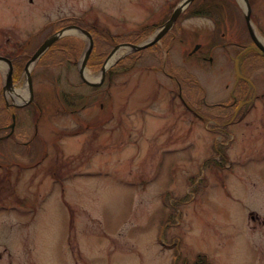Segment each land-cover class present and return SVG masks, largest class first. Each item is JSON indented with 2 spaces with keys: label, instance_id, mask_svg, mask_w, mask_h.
<instances>
[{
  "label": "rangeland",
  "instance_id": "obj_1",
  "mask_svg": "<svg viewBox=\"0 0 264 264\" xmlns=\"http://www.w3.org/2000/svg\"><path fill=\"white\" fill-rule=\"evenodd\" d=\"M180 1L0 0V55L26 56L14 87L28 94L9 95L0 61V264H264V60L243 64L257 96L238 113L234 58L250 42L242 1L213 0L215 16L189 9L162 54L144 52L96 88L80 74L89 37L67 31L84 43L79 58L46 50L30 100L26 62L55 31L146 27L141 42ZM254 3L264 38V0ZM117 51L114 62L132 53ZM101 67H87L89 80ZM7 102L21 105L10 135Z\"/></svg>",
  "mask_w": 264,
  "mask_h": 264
},
{
  "label": "trees",
  "instance_id": "obj_2",
  "mask_svg": "<svg viewBox=\"0 0 264 264\" xmlns=\"http://www.w3.org/2000/svg\"><path fill=\"white\" fill-rule=\"evenodd\" d=\"M73 21L77 22L75 20ZM58 22L62 23V21H58ZM80 25L84 26L82 24ZM151 29L152 28H150V30ZM88 30L91 32L93 39H94V46L91 51L90 57L88 59V66L92 69H97L103 64L104 60L109 54V48L112 44L116 45V44L124 43V42L138 43L140 40L148 37L150 33V31L147 30L146 27L141 31H133L127 34H122V35L120 34V35H113V36H107L105 33L102 34L95 28L89 27ZM98 40L100 43L98 42ZM83 44L84 43L81 38L73 37V36H63L52 44V46L47 51V56H51L52 58L55 59L58 57L59 54H61L62 56L66 55L68 61H71V60L74 61L79 58ZM148 50H155L156 54H162L161 48L158 46V44H154L144 50L132 52L129 55L125 56L123 59L117 61L116 64H114L110 69H108L106 76H109L112 72H115V71L127 70L130 66L136 63L137 58L140 53H144ZM25 60H26L25 55H22L21 58L17 59V62H16L17 71L15 73V77H17L19 72L22 70V66L20 64L24 62ZM169 66H170V69L176 68L174 65H170V63H169ZM173 76L174 78L176 77V72H173ZM179 79H180L181 84H183L182 78L179 77ZM241 85L242 87L238 88V90L236 91V96H239V97H242L247 92L246 83H241ZM96 87L98 86H92V88H96ZM4 107L6 110H8L6 106Z\"/></svg>",
  "mask_w": 264,
  "mask_h": 264
},
{
  "label": "water",
  "instance_id": "obj_3",
  "mask_svg": "<svg viewBox=\"0 0 264 264\" xmlns=\"http://www.w3.org/2000/svg\"><path fill=\"white\" fill-rule=\"evenodd\" d=\"M193 0H181L177 6L175 7L174 11L172 12V15L170 16V18L161 26L160 30L155 33L153 35V37H151L150 39H147L141 43L135 44V43H121L116 45L113 50L109 53V55L107 56L106 60L104 61L102 67H101V80L100 81H94V80H89L84 72L86 70L87 67V61L89 59V56L91 54V51L93 49L94 46V40L92 37V34L85 28L77 25V24H69L66 27L60 29L59 31H57L56 33L50 35L48 38H46L41 45L36 49V51L32 54V56L29 58V60L26 62L25 65V71L27 73V79H28V85H29V90H30V100L33 98V94H34V87H33V79H32V74H31V69H29V65L32 64V62H36L41 56L42 54L52 45V43L57 40L59 37H61L62 35L66 34L67 29L70 28H76L78 29L80 32H82L83 34L87 35L89 37V45L88 48L86 49L85 55L81 61V65H80V74L82 79L87 82L88 84L91 85H99L100 83L103 82L105 75H106V71L108 69L107 66V62L110 59V57L116 52L117 49H119L121 46H129L131 47V49L133 51L136 50H140L146 47H149L153 44H155L156 42H158L161 37L173 26V24L175 23V21L178 19L179 15L182 13V11L192 2ZM246 6H247V12H246V19L249 25V28L251 30L252 36L255 40V43L257 45V47H259L260 52L262 54H264V45L262 44V42H260V40H258L254 29L252 27L251 24V6L249 4L248 1H245ZM199 47V44L196 45V48ZM252 47H256L255 45H252ZM0 61H6L9 64V70L7 72L6 75V83H5V89H12L14 88V80H13V71H14V67L12 64V60L6 56L0 55ZM235 69H236V75L237 78H246L240 68V62L238 60V58L236 59V65H235ZM29 100V101H30ZM15 107H19L21 105L13 102L12 104ZM13 123L11 124L12 129L14 128V124H15V114H13Z\"/></svg>",
  "mask_w": 264,
  "mask_h": 264
},
{
  "label": "flooded vegetation",
  "instance_id": "obj_4",
  "mask_svg": "<svg viewBox=\"0 0 264 264\" xmlns=\"http://www.w3.org/2000/svg\"><path fill=\"white\" fill-rule=\"evenodd\" d=\"M240 2L242 1H248L249 2V4H250V6H251V19H250V21H251V24H252V7H253V5L255 4L254 3V1L255 0H239ZM213 0H193L186 8H185V11L183 10L182 11V13L179 15V17H178V19L175 21V23L173 24V26L161 37V39H160V41L162 40V39H164L168 34H169V40H171L172 38H174V35L175 34H173L174 33V29L176 28V23H178V21H179V19L180 18H182L183 16H185L186 14H187V11L190 9L191 10V12L189 13V14H187V16H196V15H202V16H209L210 14L212 15V16H215L214 15V13H213V11H212V9L211 8H209L210 7V5H212L213 3ZM176 7V6H175ZM175 7H174V9H175ZM174 9L172 10V12L174 11ZM247 12V11H246ZM171 15H172V13H171ZM170 15V16H171ZM170 16L165 20V22L170 18ZM67 20V18H59L58 19V21H66ZM164 22V23H165ZM245 22H246V26H247V28H248V31H249V35H250V42L247 44V45H244V46H242L241 48L242 49H240V51L237 53V55L235 56V58H234V62H235V65H236V59L238 58V60H239V62H240V68H241V70L243 69L242 67H243V64H244V62L246 61L247 63L249 62V63H251V65L253 64H255V62H256V59L254 58V57H258V59H263L264 60V54H262L261 52H260V49H259V47H257V45H256V43H255V40H254V38H253V36H252V33H251V30H250V28H249V25H248V22H247V19H246V13H245ZM163 23V24H164ZM162 24V25H163ZM253 27V26H252ZM254 29V28H253ZM176 30V29H175ZM254 32H255V34H256V36H257V38H258V34L256 33V31L254 30ZM172 34V35H171ZM258 40H259V38H258ZM160 41L159 42H157V44L159 45V43H160ZM261 42V41H260ZM236 43V45H240V44H238L237 42H235ZM169 44H170V42H169ZM168 44V45H169ZM199 43H197L196 45H198ZM154 45V44H153ZM196 45H195V47H194V49L193 50H191L192 52H191V54L193 53V51H196V50H198L199 49V47H200V45L201 44H199V47L198 48H196ZM252 45H255L256 47H252ZM264 45V44H263ZM169 47V46H168ZM149 48V47H148ZM164 48V47H163ZM142 50H144V49H142ZM150 51H152V50H150ZM154 51V52H153ZM152 52L154 53V54H156V51L155 50H153ZM143 53H140L139 54V56H138V58H140V56L142 55ZM251 55H253V56H251ZM254 59V60H253ZM17 59L16 58H14L13 60H12V64H13V67H14V71H13V77L15 76V73H16V71H17V68H16V66H17ZM246 63V64H247ZM21 66H22V68L24 67V62H22L21 64H20ZM242 72H243V70H242ZM244 73V72H243ZM169 74V73H168ZM246 76V75H245ZM246 77H248V76H246ZM241 83H246V86L248 87V90H247V92L242 96V97H239V96H236L235 94H233L234 95V102H238V113L240 112V110L241 109H243V112H245V110L249 107V105H250V103H251V101H253L255 98H256V88H255V85H254V83L252 82V80L251 79H249V77L248 78H237L236 79V83H235V85H234V88L233 89H237V88H240V87H242V85H241ZM182 100L183 101H185L183 98H182ZM236 106V107H237ZM11 108L13 109V112H12V114H11V116H12V119H13V114H15V120L17 119V114H16V110H17V107H14V106H12L11 105ZM188 108H190L191 109V107L190 106H188ZM192 110V109H191ZM195 113H196V111H195ZM235 113H237V111H235ZM0 128H3V129H7V126H4V127H0ZM13 132V129L11 128L10 129V131H9V134L8 135H10L11 133ZM7 135V136H8ZM252 217L254 218V216L252 215Z\"/></svg>",
  "mask_w": 264,
  "mask_h": 264
},
{
  "label": "bare ground",
  "instance_id": "obj_5",
  "mask_svg": "<svg viewBox=\"0 0 264 264\" xmlns=\"http://www.w3.org/2000/svg\"><path fill=\"white\" fill-rule=\"evenodd\" d=\"M67 31H72V32H80L78 29L76 28H70V29H67ZM259 40L262 42V44H264V38L262 36H258ZM131 47H126L127 50H129ZM122 52L120 51H117L115 52L111 57L110 59L108 60L107 62V66L111 65V63H113L121 54ZM33 62L32 64L29 65V69H32L33 68ZM85 76L88 78V79H94V77H92L91 75H89L87 69L85 70L84 72ZM8 93L9 95H11L14 100L16 102H24L27 100V97H28V94H27V91L26 89L25 90H20V89H16L15 87L8 90Z\"/></svg>",
  "mask_w": 264,
  "mask_h": 264
}]
</instances>
